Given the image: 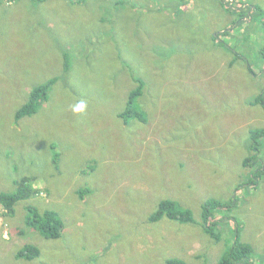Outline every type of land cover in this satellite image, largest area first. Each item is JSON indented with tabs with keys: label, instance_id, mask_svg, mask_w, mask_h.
Masks as SVG:
<instances>
[{
	"label": "rangeland",
	"instance_id": "rangeland-1",
	"mask_svg": "<svg viewBox=\"0 0 264 264\" xmlns=\"http://www.w3.org/2000/svg\"><path fill=\"white\" fill-rule=\"evenodd\" d=\"M243 1L0 0V193L39 188L0 204V264H219L237 239L264 245V0ZM168 198L195 221L153 220ZM210 198L236 201L218 237ZM50 211L59 238L29 223Z\"/></svg>",
	"mask_w": 264,
	"mask_h": 264
},
{
	"label": "trees",
	"instance_id": "trees-1",
	"mask_svg": "<svg viewBox=\"0 0 264 264\" xmlns=\"http://www.w3.org/2000/svg\"><path fill=\"white\" fill-rule=\"evenodd\" d=\"M42 1V0H38ZM241 4H239V2ZM235 0L240 6V10H242V6H244L246 3H243V0ZM249 4V3H248ZM247 10L251 8V5L249 4L246 6ZM234 7V11H235ZM246 10V11H247ZM247 15L244 14L245 17ZM242 29V28H240ZM231 38L235 39V34L232 33L230 30H226L225 32L221 33L218 38H216L218 41L224 38ZM221 37V38H220ZM220 38V40H219ZM222 44L225 45V42L222 41ZM67 58V65H65V70H68V64L71 62L69 56ZM251 70L255 71L253 67H250ZM256 72V71H255ZM60 79V76H56L55 78L51 79L48 83L39 85L35 87L30 95V98L28 102H26L17 112H16V122L19 121L20 118L26 116V115H33L38 112L40 106L48 99V93H49V87L53 82H57V80ZM139 86L136 88L135 92H141L144 89L145 82L143 79H138ZM55 84V83H54ZM264 92L262 95L258 97L259 101L261 102L264 98ZM134 98V96H132ZM132 102L129 103L127 107V111L123 112V118L126 117V119H129V116L138 117L141 115L140 111L132 108ZM264 105V104H263ZM256 140H253L252 136V142L255 143ZM261 144V143H259ZM255 155H248L244 160V166L251 167L254 164ZM57 160V158H56ZM257 175L259 176L258 181L264 176V167L260 168L257 172ZM29 181V179H23L22 181L18 182V190L12 192V193H6L1 192L0 193V204L6 208L7 213H11L14 211L13 205L16 200L25 199L27 197H30L31 194L34 196L37 194V190L39 192V188L34 187L26 184V182ZM20 183V186H19ZM27 185V186H24ZM174 200L171 198L162 200L159 204L158 210L152 214V219L157 220L164 216L169 217L172 220L179 221L181 223H193L195 221V218L193 217V214L190 210H177L174 204ZM236 204L235 200H232V202H225L220 199L216 198H210L206 200L203 205V223L202 227L208 231L211 235L218 237L216 234V220L211 221V217L215 216V213L217 211L229 209V207H232ZM215 224H214V223ZM29 223L33 226H36L40 232L45 235L46 237L51 238H59L62 235L61 228L63 226V222L61 219L54 213V212H46L43 215H35L33 217H30ZM214 224V225H213ZM25 253L26 257H35L39 254V251L32 247H26L24 250L22 249L20 251V254L23 255ZM165 264H187L186 261L180 258L171 257L168 258L165 262ZM219 264H264V256H261L260 253L257 251L254 245L250 241H241L237 239L234 244L231 246V248L224 253L223 257L219 260Z\"/></svg>",
	"mask_w": 264,
	"mask_h": 264
},
{
	"label": "crops",
	"instance_id": "crops-1",
	"mask_svg": "<svg viewBox=\"0 0 264 264\" xmlns=\"http://www.w3.org/2000/svg\"><path fill=\"white\" fill-rule=\"evenodd\" d=\"M17 2H18V0H17ZM0 6H1V4H0ZM4 6H6V5H4ZM7 7H10V6H7ZM260 239L264 241V237H261ZM247 242H248V241H247ZM252 245H254V244H252ZM254 246L257 247V251L260 253V255H261V256H264V249L262 250V249L260 248V247H262V246H264V245L255 244Z\"/></svg>",
	"mask_w": 264,
	"mask_h": 264
},
{
	"label": "clouds",
	"instance_id": "clouds-1",
	"mask_svg": "<svg viewBox=\"0 0 264 264\" xmlns=\"http://www.w3.org/2000/svg\"><path fill=\"white\" fill-rule=\"evenodd\" d=\"M83 108H84V104H83V102H81L79 105L76 106V108L74 110L79 112V111L83 110Z\"/></svg>",
	"mask_w": 264,
	"mask_h": 264
},
{
	"label": "flooded vegetation",
	"instance_id": "flooded-vegetation-1",
	"mask_svg": "<svg viewBox=\"0 0 264 264\" xmlns=\"http://www.w3.org/2000/svg\"><path fill=\"white\" fill-rule=\"evenodd\" d=\"M138 109H141V106L140 105H138Z\"/></svg>",
	"mask_w": 264,
	"mask_h": 264
}]
</instances>
